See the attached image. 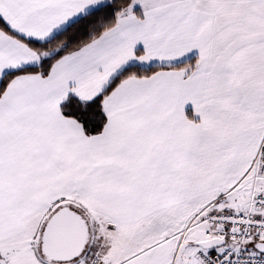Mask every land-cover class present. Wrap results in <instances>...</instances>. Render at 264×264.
Instances as JSON below:
<instances>
[{"label":"snow or ice","instance_id":"obj_1","mask_svg":"<svg viewBox=\"0 0 264 264\" xmlns=\"http://www.w3.org/2000/svg\"><path fill=\"white\" fill-rule=\"evenodd\" d=\"M0 264H264V0H0Z\"/></svg>","mask_w":264,"mask_h":264}]
</instances>
